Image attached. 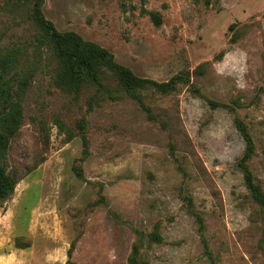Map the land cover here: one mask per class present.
<instances>
[{
    "label": "rangeland",
    "instance_id": "374dc122",
    "mask_svg": "<svg viewBox=\"0 0 264 264\" xmlns=\"http://www.w3.org/2000/svg\"><path fill=\"white\" fill-rule=\"evenodd\" d=\"M34 0H0V51L18 50V183L0 201V264H264V0H44L60 32L100 44L137 76L173 81L141 99L55 80ZM154 15L160 16L159 24ZM246 66L243 89L232 78ZM215 66V67H214ZM158 236V239H157Z\"/></svg>",
    "mask_w": 264,
    "mask_h": 264
},
{
    "label": "trees",
    "instance_id": "16d2710c",
    "mask_svg": "<svg viewBox=\"0 0 264 264\" xmlns=\"http://www.w3.org/2000/svg\"><path fill=\"white\" fill-rule=\"evenodd\" d=\"M43 2L44 0H34V18L49 38L58 62L55 80L61 87L76 92L87 86L102 90L108 86L110 80L115 79L118 82V90L140 100L141 90L148 86L162 90L172 86L173 81L159 82L137 76L129 67L118 63L108 49L85 40L77 32H60L54 23L43 15ZM154 19L157 24L161 21L157 15H154ZM18 68V50L0 51V201L11 196L18 183V173L9 169L8 150L11 138L18 133L24 121L22 96L29 85V74L21 76ZM236 124L246 142L239 165L252 197L264 209V191L256 183L248 164L255 154L254 141L244 122L236 120ZM128 264H145L138 243Z\"/></svg>",
    "mask_w": 264,
    "mask_h": 264
},
{
    "label": "clouds",
    "instance_id": "9594fccd",
    "mask_svg": "<svg viewBox=\"0 0 264 264\" xmlns=\"http://www.w3.org/2000/svg\"><path fill=\"white\" fill-rule=\"evenodd\" d=\"M215 67V66H214ZM247 69L246 66L241 64L236 70L235 74L232 76V78L236 81V86L238 88L243 89L244 83H243V77L246 73Z\"/></svg>",
    "mask_w": 264,
    "mask_h": 264
}]
</instances>
